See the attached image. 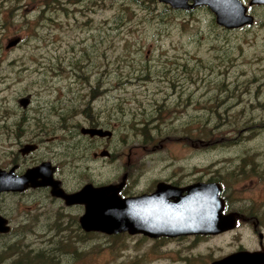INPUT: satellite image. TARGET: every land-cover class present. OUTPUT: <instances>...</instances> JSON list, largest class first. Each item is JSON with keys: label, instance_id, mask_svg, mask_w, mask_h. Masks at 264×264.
Instances as JSON below:
<instances>
[{"label": "rangeland", "instance_id": "obj_1", "mask_svg": "<svg viewBox=\"0 0 264 264\" xmlns=\"http://www.w3.org/2000/svg\"><path fill=\"white\" fill-rule=\"evenodd\" d=\"M53 4L60 12L52 22L45 15L53 13ZM81 4L89 6L86 17ZM150 4L146 0H0V127L12 132L0 131V166L7 167L6 158L26 141L40 146L29 160L50 158L68 187L86 179L112 181L124 167L131 169L130 179L138 188H146L153 180L207 179L214 165L239 164L234 170L220 169L225 176L232 171L248 176L236 188L237 195L264 196V182L252 175V169L258 172L253 165L264 163V12L254 7L252 27L225 31L212 27L207 13L182 19L180 13ZM14 39L19 43L5 51ZM196 59L199 64L213 63L218 85L208 86L204 72L195 70ZM144 73L149 77L142 78ZM166 73L169 79H164ZM135 74L138 80H131ZM222 81L228 92L220 91ZM27 95L31 104L23 110L17 100ZM210 95L214 98L207 105L216 108L214 113L204 104ZM258 102H263L261 109ZM158 103L170 109L156 112ZM87 106L93 120L114 133L111 140L93 141L90 148L103 146L99 152L110 151L111 160H85L88 145L75 132L90 119L83 113ZM238 114L246 115L252 125L214 128ZM21 115L32 120H17ZM219 115L225 119L219 120ZM142 117L160 122L162 128L144 132ZM194 117L200 118V124L186 126ZM41 125L52 134H39ZM251 126L254 129L249 131ZM29 133L36 137L27 139ZM54 204L44 193L26 196L22 203L20 198H1L0 211L15 227L28 218L32 228L3 242L38 253L41 261L52 256L55 264H103L107 255L118 264L120 256L133 258L136 245L147 244L127 236H92L89 263L71 261L68 253L78 245V236L71 233L74 210H60ZM3 244L0 255L2 247L9 252ZM100 248L97 260L90 262V255L97 256ZM76 250L79 254L84 247Z\"/></svg>", "mask_w": 264, "mask_h": 264}, {"label": "flooded vegetation", "instance_id": "obj_2", "mask_svg": "<svg viewBox=\"0 0 264 264\" xmlns=\"http://www.w3.org/2000/svg\"><path fill=\"white\" fill-rule=\"evenodd\" d=\"M6 1L7 0H5V2ZM81 1L82 0H80V2ZM104 1L105 0H100V3H103ZM129 1H133L136 3L140 0ZM238 1L241 6L245 9V14L248 16H252L254 18L252 14V9L254 7H259L264 12V6L250 5L251 0ZM150 3V5H152V8H156V0H151ZM80 7L81 9H83L84 15L86 17L89 13V6L87 4H81ZM161 7L166 9V11L168 12L170 10L180 13L182 19H188L190 16H194L197 13H207L211 17L209 22L210 24H212V27L220 28V26L216 24V16L211 13L210 9L206 5H202L196 7L195 9H189L185 11L171 10L166 5H161ZM44 9L45 6H43L42 11H44ZM51 11H53V13L45 15V19L51 20L53 22L55 21L57 15L60 12V7L58 5L53 4ZM183 15L188 18L183 17ZM0 16L2 15L0 14ZM9 49L11 48H7V46L5 47V51ZM66 70L68 71V69ZM75 71L76 69L72 68V72L74 73ZM69 72L71 73V71ZM181 87H183V85H181ZM88 111H90L89 106H87L86 110H83V113L85 114L87 112L88 114ZM16 119L22 122L32 120V118L22 115L18 116ZM106 127L107 126L98 124L92 127V120L90 119L89 121L88 119L85 120L84 125H78L77 131L75 133L81 140L83 139L86 145H88L89 147L86 148L85 152L86 162H88V160L92 161L93 158L101 160L113 159V154L108 150H103L107 151L108 155L104 157H101L99 155L100 148H103V146H100L96 149L90 148L91 143L93 141L101 143L102 140H111V138L90 137L81 133L82 128H99L107 130ZM112 134L114 133L112 132ZM22 144L20 146H24L26 144H35L38 148L34 152L24 156L20 154V149L17 150V153H10L9 156L6 158L8 160L7 167L4 168L1 165L0 169L4 171H10L14 168V174L16 176H21L28 169L34 168L42 162H49L55 168V172L53 174L54 180L60 182L61 188L67 194L76 193L88 184H90L94 188L104 186H117L122 183L124 177V184L118 192V196L121 199L153 195L157 191L158 186H160L161 184L169 186L170 188L172 187L178 189L180 191L181 196H185L187 194L186 189L188 187L197 184L204 186H212L215 189L214 191L218 192V194L215 196L214 202H212L213 204L210 202L211 205H206V208H204L205 206L202 207L204 208L203 211H205V209L207 210V213L210 215V219H213V216L215 217L217 223H214L213 220L215 219H213L212 226L210 228H207L206 225V227H203V230L200 233H191L176 237L162 236L158 238H149L142 234L129 235L126 232L117 235H112L115 237L127 236L130 238H136L138 239L137 241L140 242H147L146 245H136L134 249L135 253L133 258L125 259L124 254L120 257L117 256V258L119 257L116 261L118 264H264V196L252 195L243 197L242 195H237L236 188H238L239 185H241L243 182L247 181V179L243 178H248V176L243 174V171H240L238 174H234L232 171L231 173H228L225 176V174H222L220 170L221 167H225L229 168L225 169V171H229L232 170L234 166H238L239 164L223 166L224 163H221L218 165H214L213 169L209 172L210 175L207 179L197 178L193 180H153L151 182V185L146 188H138L135 182L131 181L130 179L132 177L131 169L124 167V169H122L121 172H118V175H116L112 181H101V183L93 181L91 179H86L87 181L82 182L76 180L78 181L77 184L68 187L65 184V180H63L60 176L59 167L50 158H46L44 156L37 157L36 160H29L40 151V146L38 144L30 141H26L23 145ZM117 160L119 161V159ZM87 166L88 165H85V170H89ZM253 166L258 168V172L252 169V175H256V177L260 178V180L264 182V163L256 164ZM37 193H44L45 196H47V199L53 202V204H59L60 210H74L71 214L74 217V226L71 229V233L72 235L78 236L77 246L80 249L84 247V250L80 251V253L78 254L79 251L76 250L77 246L75 244L74 249H70L71 251H69L68 255L71 258V261L73 259L74 261H82L85 263H89L87 261V255L91 254L94 251L91 248L93 245L88 243L92 240L91 237L99 236L108 239L112 236H106V234L101 232H87L82 229L79 220L85 213L84 205L66 206L63 200L50 196L49 188L27 189L22 193H3L0 194V200L3 197H15L20 198L22 203L23 198ZM33 200L35 199L33 198ZM169 202H173V199L169 200ZM36 206L39 207V205L37 204ZM54 212L57 213L56 210H54ZM0 215L7 220L9 225L8 233L0 234L1 243H3V241L7 239H11L13 236H20L21 234L32 230V228L29 227L30 225H28L27 223L29 220L28 218L27 220H25V222H22L20 224V227H15L12 224L10 218L6 215V213L0 211ZM46 227L51 229L50 225H47ZM54 234H56V231L54 232ZM95 245L104 247L108 244L97 243ZM87 246L90 248L85 249V247ZM51 248L56 249L55 246H51ZM101 250L103 251V248H100L98 251H95L96 255L99 253V251L101 252ZM106 252L109 251L106 250ZM112 252L113 251L111 250L110 253ZM121 252H123V250ZM98 257L99 255L95 257H92V255H90V262L93 259L94 261H96ZM113 261L115 260L108 259V255L107 259L102 260L103 264H112Z\"/></svg>", "mask_w": 264, "mask_h": 264}, {"label": "water", "instance_id": "obj_3", "mask_svg": "<svg viewBox=\"0 0 264 264\" xmlns=\"http://www.w3.org/2000/svg\"><path fill=\"white\" fill-rule=\"evenodd\" d=\"M157 2L174 10H189L206 5L216 16V24L226 30L252 26L254 21L252 16L245 14V9L238 0H157ZM250 5L264 6V0H251ZM18 42L19 39L11 41L8 48ZM29 104V96L18 100V105L24 110ZM81 133L100 138L112 136L110 131L98 128H82ZM36 148V145H25L20 149V154L27 155ZM106 155L107 152L100 153L101 157ZM54 172L55 168L49 162L28 169L21 176L14 174V168L10 171L0 170V194L22 193L29 188H49L50 196L63 200L66 206L84 205L85 213L79 220L83 230L106 235L126 232L129 235L142 234L149 238L176 237L200 233L206 225L210 228L213 221L217 223L214 216L215 220L209 218L206 209L203 211L206 205L214 202L218 194L212 186L193 185L186 189L185 196H181L178 189L161 184L153 195L121 199L118 192L124 184L125 177L117 186L94 188L88 184L76 193L67 194L61 188L60 182L54 180ZM171 199L173 202H169ZM8 231V222L0 215V234H6Z\"/></svg>", "mask_w": 264, "mask_h": 264}, {"label": "trees", "instance_id": "obj_4", "mask_svg": "<svg viewBox=\"0 0 264 264\" xmlns=\"http://www.w3.org/2000/svg\"><path fill=\"white\" fill-rule=\"evenodd\" d=\"M140 1L142 2L144 0H140ZM150 2H151V0H146V3H149L150 4ZM161 19L162 18H160V20L158 21V24H162V20ZM119 20L120 19H118V21ZM214 48H216V46ZM212 56L215 57V55H212ZM196 63L197 64L195 66L196 67L195 70L197 68H199L200 69L199 70L200 72H204V76H206V81H208V84H209L208 86L218 85V84H216V80H214V76H213V74H217L216 70L214 69L213 63L212 62H210V63H206V62L205 63H202V62H200V64H199L197 59H196ZM209 76H211V77H209ZM144 77H149L148 73H146V74L144 73L142 75V78H144ZM164 77H163L164 79H169L167 73L164 74ZM189 77H190V79H192L191 76H189ZM212 77H213V79H212ZM132 79L134 81L138 80V77H136V74H135L134 77H131V80ZM134 81H131V82H134ZM236 84L238 85L239 84V81H236ZM219 85H220V91H222V92H228L229 89H226V87L224 86L225 84H224L223 81ZM211 96L212 95L207 96L208 99L205 100V103L204 104H205V107H207V106L209 107L208 110L210 111V113H214L216 108H213L211 106V104L210 105H207L208 104L207 101L212 100L214 98V97H211ZM194 104L195 105H198L197 102H195ZM262 104H263V102H258L257 103V107L261 109V106L260 105H262ZM262 106L264 108V105H262ZM168 109H170V108L167 107V104L166 103H158V104H156V112L163 113L164 110H168ZM183 109L184 108L179 109V111H182ZM195 112H197V111L195 110ZM90 115L91 114L89 112L88 113V116H89L90 120H92V127H94V126H96L97 123L93 120V118ZM229 115H234V114H229ZM240 115H242V118H240ZM141 116H142V114H141ZM237 116L238 117L237 118L235 117V120L227 119L226 120V123H222L221 122V123H219L217 125H214V128L216 130L217 129L218 130H220V129L222 130V126H223L222 124H227L228 127H238L239 128V126L241 124H244V127L247 129L249 125H252L251 120L246 115H244V114H238ZM141 119H142V121H144L143 117ZM221 119H225V117L219 115V120H221ZM200 121L201 120L198 117L191 118L186 123V126H189V125H199L200 124ZM144 122H145V124H142V125L145 128H142L141 129L144 132H145V129L146 128L147 129L148 128H153L155 130L162 128V125H161L160 122H156L155 123V121L152 120V119H149V120L144 121ZM24 125H25V123H22V124L21 123H18L17 124L18 127L24 126ZM5 129L7 130L8 128H6V127H0V131L1 132L7 133V134H12V132L5 131ZM253 129H254V126H251V128L249 129V131H251ZM39 130H40V133L39 134H41V135H47L48 133H50L48 131V129H46V127L44 125H41V127L39 128ZM169 130H170V128H169ZM50 134H52V133H50ZM29 135H30V137H27V139H29V140H31L32 138H35L36 137V136L31 135L30 133H29ZM239 138H237L235 140L230 139L228 142H229V144H231V143L235 142L236 140L238 141ZM3 243H5V244H3V246L6 247L9 250V252H7V250L6 251L3 250L5 248L2 247L3 255H0V264H55L52 256L47 255V257H45L47 261H41L42 259L38 258V253H33L31 251L28 252V253H26L25 251L24 252L22 251V246L20 248H18V249H14V246L11 243H9V242L8 243L3 242ZM0 244H2V243L0 242ZM13 250H14V252H13ZM10 251H12V252H10ZM15 253H16V255H15ZM7 259H11L10 262H5V260H7Z\"/></svg>", "mask_w": 264, "mask_h": 264}]
</instances>
